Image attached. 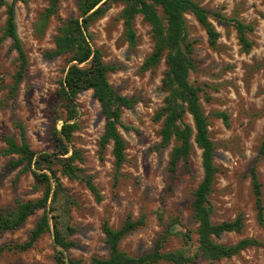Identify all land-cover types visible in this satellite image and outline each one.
<instances>
[{
  "label": "rangeland",
  "instance_id": "1",
  "mask_svg": "<svg viewBox=\"0 0 264 264\" xmlns=\"http://www.w3.org/2000/svg\"><path fill=\"white\" fill-rule=\"evenodd\" d=\"M196 1L253 26L247 32L252 46L244 50L233 26L213 19L219 37L216 44L211 45L206 31L193 14L185 13L195 63L188 79L203 88L199 101L209 121V135L214 143L213 162L218 167L209 194L210 218L212 222H221L232 220L241 213L243 219L240 231H223L212 238L223 244L234 243L241 237L259 241L258 245L248 246L213 264H264V226L256 218L249 175V167L254 164L262 183L264 203V160L258 157L264 135V0ZM46 5L47 0H18L15 3L17 33L28 61L24 78L14 94L9 92V85L17 69V53L11 38L3 34L6 12L5 6L0 8V150L6 146L5 134L19 143L23 130L34 151L52 152L51 129L54 125L59 127L65 116L57 90L68 56H50L46 52L54 47L60 19L77 15L76 0H60L57 13L40 32L36 24ZM121 9V3L112 4L90 23L88 30L91 45L100 49L104 62L115 66L108 72L114 89L123 95L137 97L131 107L122 108L118 125L125 141V161L116 173L111 142L102 153L99 152L98 141L104 128L100 105L90 89L79 92L76 97L78 127L69 146L71 150L79 151L80 157L74 158L73 163L82 174L92 177L101 199H95L83 180L63 174L59 163L52 165L63 190L50 205L57 215L58 226L72 241L64 253L84 263L93 256L106 257L108 246L102 221L106 219L117 228L127 214L135 219L144 213V223L120 238V249L133 256L152 250L168 227L170 230L161 242V252L181 250L195 255L194 261L187 264H209L196 255L197 223L189 207L203 175L201 149L193 142L188 165L181 160L175 170L170 169L169 152L174 140L167 145L160 143L162 119L154 117L165 95L161 87L165 58L163 56L153 68L142 69V62L154 44L150 25L137 14L134 18L137 40L130 45L123 33ZM217 110L226 112L227 122L213 114ZM184 120L193 124L188 112H185ZM16 159V154H0L2 208L15 206L17 200L36 199L44 188L30 170L22 169L24 163L12 164L11 161ZM47 173L52 175L50 171ZM42 213L43 209L39 208L16 228L2 231L0 246L28 240ZM55 250L51 227L25 249L2 250L0 264H54ZM151 264L174 263L160 259Z\"/></svg>",
  "mask_w": 264,
  "mask_h": 264
},
{
  "label": "trees",
  "instance_id": "2",
  "mask_svg": "<svg viewBox=\"0 0 264 264\" xmlns=\"http://www.w3.org/2000/svg\"><path fill=\"white\" fill-rule=\"evenodd\" d=\"M16 1L18 0H0V8L5 6L6 12L3 34L11 38L12 47L17 53V69L9 85V92L12 94L16 92L24 78L28 61L17 33ZM59 1L47 0V5L39 14L36 24L40 32H43L49 18L57 13ZM114 3L122 4L120 16L123 33L130 45H134L137 40L134 27L135 16L141 14L142 19L150 25L154 44L142 62V69L153 68L163 56L165 58L166 70L161 78V87L165 91V95L163 103L154 117L162 119L159 130L160 143L167 145L171 140H174V145L169 152L170 169L175 170L177 163L181 160L185 165H188L193 142L201 149L203 175L189 202L191 216L197 223L196 255L207 260L209 264H213L215 260L235 255L248 246L258 245L259 241L252 237H241L230 244L219 243L212 238L223 231H240L243 219L241 213H238L232 220L221 222H212L210 218L212 203L209 194L218 167L213 162L214 143L209 135V121L199 101V93L203 88L191 83L188 79L189 71L195 67V63L192 55V42L188 39L185 13L193 14L206 31L208 42L211 45H215L219 37L213 19L222 24L232 25L244 50H249L252 46V41L247 36V32L253 29L252 24L236 17L227 16L219 9H208L196 0H76L77 15L60 19L54 35V47L46 52L50 56H68L64 75L57 90L58 98L65 110V116L61 118L59 127L54 125L51 129L54 150L52 152L34 151L29 146L23 130H21L19 143L8 134L3 137L6 146L0 150V154L4 156L16 154L17 159L12 160V164L24 163L22 169L30 170L35 180L42 183L44 188L42 194L36 199L17 200L13 207H0V233L16 228L34 211L39 208L43 209V213L35 222L28 240L19 244H3L0 246V253L4 249H25L45 230L52 227L56 248L54 264H151L160 259H168L174 264H187L194 261L195 255L187 254L181 250L160 251L161 242L170 230L168 227L167 231L160 235L152 250L133 256L120 249V238L144 223V213L135 219L127 214L123 223L117 228L112 227L106 219L102 221L101 227L108 246L106 257L93 256L87 263H84L81 259L67 257L64 253L72 241L66 238L58 226L57 215L52 212L53 206L50 205V202H54L58 193L63 190L52 165L59 163L63 174L69 178L83 180L95 199H101L92 177L82 174L81 169L73 163L74 158L80 157L79 151L71 150L69 146L73 132L78 127L79 110L76 97L79 92L90 89L92 96L99 102L100 112L104 118L103 132L98 141L99 152L102 153L106 145L111 142L116 173L125 161V141L118 130V125L122 108L131 107L137 97L123 95L114 89L108 79V72L115 66L103 61L100 49L93 47L90 43L91 34L88 30L90 23L104 14ZM185 112L191 114L192 125L184 120ZM213 114L227 122L226 112L217 110ZM20 128L22 129V126ZM258 157L264 160V135L258 147ZM47 171H50L52 175H49ZM249 175L256 207V218L259 224L264 226L262 183L254 164L249 167ZM114 178L116 179V176ZM184 235L188 236L186 233Z\"/></svg>",
  "mask_w": 264,
  "mask_h": 264
}]
</instances>
